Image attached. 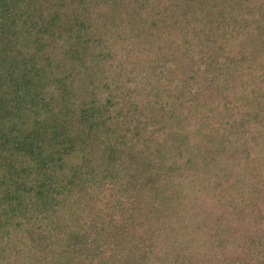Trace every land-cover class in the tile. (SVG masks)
Segmentation results:
<instances>
[{
	"label": "trees",
	"instance_id": "16d2710c",
	"mask_svg": "<svg viewBox=\"0 0 264 264\" xmlns=\"http://www.w3.org/2000/svg\"><path fill=\"white\" fill-rule=\"evenodd\" d=\"M0 264H264V0H0Z\"/></svg>",
	"mask_w": 264,
	"mask_h": 264
},
{
	"label": "rangeland",
	"instance_id": "374dc122",
	"mask_svg": "<svg viewBox=\"0 0 264 264\" xmlns=\"http://www.w3.org/2000/svg\"><path fill=\"white\" fill-rule=\"evenodd\" d=\"M194 59L192 58V59H190L189 58V61H190V63L193 61ZM113 110H114V108H112ZM33 119V118H32ZM79 152H77V154H74V159L73 160H75L76 161V159L78 158V156H79Z\"/></svg>",
	"mask_w": 264,
	"mask_h": 264
}]
</instances>
